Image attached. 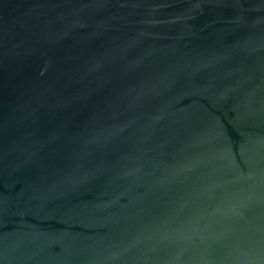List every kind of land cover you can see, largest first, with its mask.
Listing matches in <instances>:
<instances>
[{
    "label": "water",
    "instance_id": "1",
    "mask_svg": "<svg viewBox=\"0 0 264 264\" xmlns=\"http://www.w3.org/2000/svg\"><path fill=\"white\" fill-rule=\"evenodd\" d=\"M0 264H264V0H0Z\"/></svg>",
    "mask_w": 264,
    "mask_h": 264
}]
</instances>
